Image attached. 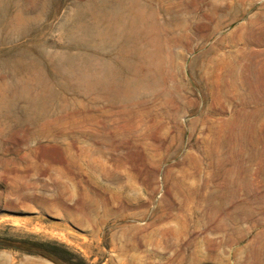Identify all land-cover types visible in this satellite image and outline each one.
<instances>
[{
    "label": "rangeland",
    "instance_id": "rangeland-1",
    "mask_svg": "<svg viewBox=\"0 0 264 264\" xmlns=\"http://www.w3.org/2000/svg\"><path fill=\"white\" fill-rule=\"evenodd\" d=\"M0 241L264 264V0H0Z\"/></svg>",
    "mask_w": 264,
    "mask_h": 264
},
{
    "label": "trees",
    "instance_id": "trees-1",
    "mask_svg": "<svg viewBox=\"0 0 264 264\" xmlns=\"http://www.w3.org/2000/svg\"><path fill=\"white\" fill-rule=\"evenodd\" d=\"M34 245H39L40 247L58 254L59 256L63 257L64 259L73 262V258H75V255L73 253H71L70 251L64 249L63 247H61L58 244L55 243H41V244H34ZM76 264H87L86 262H84L83 260H78L75 261Z\"/></svg>",
    "mask_w": 264,
    "mask_h": 264
},
{
    "label": "bare ground",
    "instance_id": "bare-ground-1",
    "mask_svg": "<svg viewBox=\"0 0 264 264\" xmlns=\"http://www.w3.org/2000/svg\"><path fill=\"white\" fill-rule=\"evenodd\" d=\"M143 65V64H141ZM142 70V69H140ZM78 75L82 76L84 78V83L89 87L91 85L94 84V81L97 79V76L95 75L94 72H89V71H86L85 73H78Z\"/></svg>",
    "mask_w": 264,
    "mask_h": 264
},
{
    "label": "water",
    "instance_id": "water-1",
    "mask_svg": "<svg viewBox=\"0 0 264 264\" xmlns=\"http://www.w3.org/2000/svg\"><path fill=\"white\" fill-rule=\"evenodd\" d=\"M7 245V243L6 242H4V241H0V246H6ZM13 247H15V248H18V249H24V248H21L20 246H16V245H14ZM29 251H31L32 253H41V251L40 250H38V249H31V250H29ZM51 257L53 258V259H55L59 264H68L67 262H65V261H63L62 259H60L57 255H55V254H51Z\"/></svg>",
    "mask_w": 264,
    "mask_h": 264
}]
</instances>
